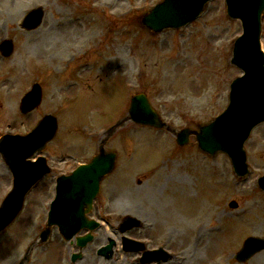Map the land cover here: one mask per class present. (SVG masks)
Returning a JSON list of instances; mask_svg holds the SVG:
<instances>
[{"label":"rangeland","instance_id":"374dc122","mask_svg":"<svg viewBox=\"0 0 264 264\" xmlns=\"http://www.w3.org/2000/svg\"><path fill=\"white\" fill-rule=\"evenodd\" d=\"M157 1L17 0L14 7L0 1V39L10 38L14 45L11 55L0 57V134L24 132L50 112L58 123L55 138L44 150L52 171L27 194L17 219L0 232V264L18 262L37 241L57 173L84 158H69L65 152L80 149L85 142L97 143V137L81 139L80 131L88 135L103 125L107 117L94 109L102 101L113 110L126 93L145 89L163 118L176 127L199 125L226 106L229 81L240 74L228 61L240 23L227 17L224 0H213L208 12L189 25L152 34L140 24L139 16ZM33 5L44 9L41 25L30 31L19 29L23 11ZM261 28L264 50V16ZM73 53L87 62L76 87L69 83L77 71L71 66L77 61L71 58ZM9 77L15 78L3 85ZM33 79L41 85V102L29 113H19V97ZM104 86L118 89L108 91ZM76 95L79 99L74 102ZM127 129L126 135L120 130L112 140L119 144L122 159L101 183L93 203L90 214L103 223L82 262L103 264L96 249L108 236H118L113 228L121 214L140 213L149 223L146 229L127 234L150 239L153 245L167 244L175 252L176 264H264V249L243 263L233 258L245 236H264V191L256 184L257 175L264 172V123L245 143L250 174L244 179L233 176L225 154H204L192 136L178 149L166 130L154 136L147 129L149 136L135 126ZM128 148L132 153L138 148L137 160L124 154ZM164 153L169 158L160 161ZM5 165L0 156V202L11 185ZM231 199L237 201L234 209L228 206ZM150 214L158 227L150 225ZM253 225L258 228L253 230ZM51 238L29 250L33 264H68L75 242L65 241L56 227Z\"/></svg>","mask_w":264,"mask_h":264},{"label":"water","instance_id":"95a60500","mask_svg":"<svg viewBox=\"0 0 264 264\" xmlns=\"http://www.w3.org/2000/svg\"><path fill=\"white\" fill-rule=\"evenodd\" d=\"M206 0H163L151 11L142 15L141 23L151 32L161 31L167 27H178L199 13ZM227 13L230 17L240 18L243 34L236 38L233 46L231 62L244 71V74L231 81L229 103L227 108L215 117L209 124L201 126L196 131L197 141L202 150L213 154L216 150L226 151L238 173L245 171V153L242 143L247 138L251 128L264 120V53L260 47V15L264 9V0H225ZM33 26L39 24L43 11L41 8L32 10ZM30 12V13H31ZM27 20V19H26ZM32 26V27H33ZM11 50V44L9 45ZM36 95L23 103L24 110L34 107L40 99L38 88ZM135 118L153 125H161L160 120L150 111L143 109L142 102L135 98ZM23 110V109H22ZM54 117L45 116L27 136H4L0 139V150L14 172V189L4 199L0 206V228L4 227L16 215L21 206L24 193L29 185L40 174L47 171L43 160L28 163L24 160L36 149H42L56 130ZM188 129L181 130L180 133ZM186 137V136H184ZM114 153H105L95 157L91 163L78 168L73 174L59 177L56 184V194L48 215V225H59L60 231L69 237L77 228L91 226L93 221L84 215L90 210L92 198L97 192L102 176L110 172L114 166ZM264 187V177L260 180ZM70 229L69 231H66ZM253 246L264 247V239L250 237L245 242V248L236 257L244 259ZM255 249V248H254Z\"/></svg>","mask_w":264,"mask_h":264},{"label":"bare ground","instance_id":"6f19581e","mask_svg":"<svg viewBox=\"0 0 264 264\" xmlns=\"http://www.w3.org/2000/svg\"><path fill=\"white\" fill-rule=\"evenodd\" d=\"M9 4H11V3L9 2ZM4 84H8V82H7V81H4V82H3V85H4ZM253 226H254V227H252V229L254 228L253 230H256V229L258 228L256 225H253ZM199 229H200V230H203L204 227H200Z\"/></svg>","mask_w":264,"mask_h":264}]
</instances>
